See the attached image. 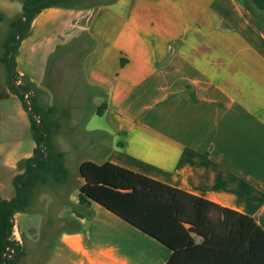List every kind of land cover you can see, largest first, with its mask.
Masks as SVG:
<instances>
[{
  "label": "crops",
  "instance_id": "crops-1",
  "mask_svg": "<svg viewBox=\"0 0 264 264\" xmlns=\"http://www.w3.org/2000/svg\"><path fill=\"white\" fill-rule=\"evenodd\" d=\"M4 20L0 124L12 126L0 143V198L10 201L15 177L24 174L19 163L33 158L37 144L27 142L29 114L5 83ZM16 72L33 86L42 113L54 109L51 149L64 154L68 172L60 180L44 176L29 210L15 215L24 256L27 241L40 249L50 239L41 264H168L167 246L95 202L80 206L84 162L141 174L252 217L264 230V0L46 8L20 42Z\"/></svg>",
  "mask_w": 264,
  "mask_h": 264
},
{
  "label": "trees",
  "instance_id": "trees-1",
  "mask_svg": "<svg viewBox=\"0 0 264 264\" xmlns=\"http://www.w3.org/2000/svg\"><path fill=\"white\" fill-rule=\"evenodd\" d=\"M63 6L59 0L26 2L22 16L10 22L3 49L6 85L22 101L27 113L32 107L38 118L29 115L37 147L33 158L19 163L24 174L14 179L16 196L10 201L0 198V264H15L24 256L20 244L12 239L13 220L31 207L34 186L39 181L47 182L44 176L60 180L68 174L64 154H55L51 149L49 119L54 109L42 113L31 97L33 86L16 72L18 39L22 42L31 35L33 21L42 10ZM14 78L21 82L19 86L13 84ZM104 109L105 105L101 106L98 113ZM80 175L85 180L80 189V206L95 202L167 246L172 251L168 264H264V230L252 217L110 163L84 162ZM193 235L201 237L202 243L197 244ZM10 250L15 251L13 259L5 257Z\"/></svg>",
  "mask_w": 264,
  "mask_h": 264
},
{
  "label": "rangeland",
  "instance_id": "rangeland-1",
  "mask_svg": "<svg viewBox=\"0 0 264 264\" xmlns=\"http://www.w3.org/2000/svg\"><path fill=\"white\" fill-rule=\"evenodd\" d=\"M30 0H0V3L2 4V8L0 7V16L4 17V23H3V28L2 31H6V32H10V22L12 19L7 20L6 16L7 13L10 11L12 13H17V12H21V14H19L17 17H21L22 14L24 13V7H25V3L28 2ZM111 0H59L60 3H62L65 6H73L76 8L79 7H85V6H93V5H98L101 3H108ZM66 61L65 63V68L68 67L69 65V61L65 58L64 59ZM68 71V69H66ZM77 74V72H75ZM76 76V75H75ZM70 79V78H69ZM72 81V80H71ZM72 87V88H71ZM74 85L70 84V85H64V90L66 89H72L73 90ZM86 104L85 101H78V104ZM8 126H12L8 123L6 124H0V143H2L3 141V136L4 134H7L6 131H8L7 127ZM21 127V126H20ZM13 135V134H12ZM14 137H17V135H13ZM26 136H27V142H31L32 138H33V133L31 130L26 131ZM6 138V137H5ZM9 144L12 143V140L7 141ZM24 150V149H23ZM74 172V171H73ZM78 172H74V175H77ZM36 216L39 218V220L34 224V225H38V236H42V232H44L45 229H43V224L44 222H42V215L41 214H36ZM48 222H51L50 220ZM73 228V227H70ZM21 229L22 232L26 233V236L29 237V233L27 231V228L24 227V224H21ZM61 225H57L56 227H54L51 231V236L53 237L55 235V233L61 231ZM14 238V236H13ZM48 239V243L46 242L43 246H39L40 249L37 247H35L34 244H31L30 241L26 242V252H25V256L22 257L17 263L15 264H41L42 263V258L48 256L50 248H51V244L49 243Z\"/></svg>",
  "mask_w": 264,
  "mask_h": 264
},
{
  "label": "built area",
  "instance_id": "built-area-1",
  "mask_svg": "<svg viewBox=\"0 0 264 264\" xmlns=\"http://www.w3.org/2000/svg\"><path fill=\"white\" fill-rule=\"evenodd\" d=\"M17 231H18L17 230V227L14 226V232H13L14 238L12 237V239H13V241H15V242H17L19 244L20 243V240H19V238L17 236ZM14 254H15V251L14 250H10L8 254H5V257H8L10 259H13Z\"/></svg>",
  "mask_w": 264,
  "mask_h": 264
},
{
  "label": "water",
  "instance_id": "water-1",
  "mask_svg": "<svg viewBox=\"0 0 264 264\" xmlns=\"http://www.w3.org/2000/svg\"><path fill=\"white\" fill-rule=\"evenodd\" d=\"M18 43H20V39H18ZM13 84H14L15 86H19V85L17 84V81H16L15 78L13 79ZM28 98H29V97L27 96V98H26V102L29 104V100H28ZM28 114L34 116L35 118H38L37 113H35V112L33 111V108H32V107H30ZM39 122H40V121H39ZM13 221H14V220H13ZM13 223H14V222H13Z\"/></svg>",
  "mask_w": 264,
  "mask_h": 264
}]
</instances>
